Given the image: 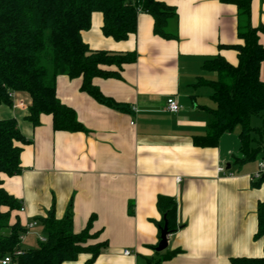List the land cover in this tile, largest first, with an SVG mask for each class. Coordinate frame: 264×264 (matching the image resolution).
<instances>
[{"label": "crops", "instance_id": "obj_1", "mask_svg": "<svg viewBox=\"0 0 264 264\" xmlns=\"http://www.w3.org/2000/svg\"><path fill=\"white\" fill-rule=\"evenodd\" d=\"M167 2L177 13L176 39L157 36L146 13L138 15L137 32L126 41L103 35L99 13L82 33L91 49L137 53V61L122 70L103 67L121 79L93 80L125 110L98 103L81 91L82 78L65 75L56 80L57 98L75 111L85 132L55 131L51 115H41L34 127L27 120V94L14 93L12 107L0 105V120L14 119L29 141L22 146L20 173L0 175L2 187L19 202L12 223H39L25 237L24 250L44 236L41 220L53 211L57 219L69 212L75 233L94 218L91 233H99L98 242L107 247L93 264H149L165 251L178 254L160 264H232V259L264 256V237H255L264 182L252 179L257 164L235 161L240 127L224 134L217 147L194 145V137L206 135L209 109L215 108L211 88L196 85L200 78H216L202 65L218 55L238 63L237 52L227 48L242 43L238 9L221 0ZM251 24L264 26V0H251ZM259 42L264 47V34ZM260 77L264 81V62ZM169 98L180 105L178 113L168 111ZM160 197L176 201L178 230L168 249L157 253L158 224L164 220ZM88 259L83 254L63 264Z\"/></svg>", "mask_w": 264, "mask_h": 264}, {"label": "trees", "instance_id": "obj_2", "mask_svg": "<svg viewBox=\"0 0 264 264\" xmlns=\"http://www.w3.org/2000/svg\"><path fill=\"white\" fill-rule=\"evenodd\" d=\"M168 0H0V105L13 106L14 93L27 94L31 104L27 120L40 125L41 115L53 117L55 131L85 132L73 109L63 105L56 95V80L65 75L70 79L82 78L81 91L98 103L123 111L125 108L106 97L93 84L95 78L121 79L119 72L103 67L124 65L137 61L136 52L115 53L91 49L82 33L92 27V16L103 17L102 33L121 42L135 35L138 15L149 14L154 19V33L164 39H176L177 13ZM238 9V38L241 44L227 47L237 52L238 63L232 65L222 56L207 59L202 69L216 75L214 80L200 78L196 85L212 90L214 109H209L207 133L194 137L200 148L217 147L221 137L240 127L239 165L264 162V81L260 68L264 62V47L260 34L264 26L251 24V0H221ZM226 48V47H225ZM261 121L259 127L252 120ZM14 119L0 120V175L14 176L21 171L22 146L28 144ZM264 182V174L257 185ZM158 208L168 220L169 231L178 230L175 223L177 204L170 198L160 197ZM19 202L10 195L0 179V257L21 248L20 237L25 228L17 219L12 223ZM256 238L264 237V203L258 205ZM92 217L87 228L75 233L73 219L68 212L57 219L54 212L41 220L45 242L25 250L20 264H63L77 261L86 254L85 264H93L106 249V242H98L99 233H91ZM164 220L158 224L161 229ZM178 252L163 253V258L150 261L160 264ZM232 264H264L260 258H236Z\"/></svg>", "mask_w": 264, "mask_h": 264}, {"label": "built area", "instance_id": "obj_3", "mask_svg": "<svg viewBox=\"0 0 264 264\" xmlns=\"http://www.w3.org/2000/svg\"><path fill=\"white\" fill-rule=\"evenodd\" d=\"M167 108L168 111L171 113H178L181 109L180 105L174 98H169L167 100ZM220 172H224L225 170L223 168L219 169ZM264 174V162H260L258 166L257 172L254 174L252 179L254 181H258ZM21 211H24V209H21ZM38 221H32L26 224L25 228V233L20 237L21 241V248L15 249L10 254H7L6 256L0 257V264H20L19 258L24 254V249L22 248V243L25 240V237L33 230L35 227L38 226ZM46 239L44 236L39 237V242H45ZM125 256H129L130 252L125 251L124 252Z\"/></svg>", "mask_w": 264, "mask_h": 264}, {"label": "water", "instance_id": "obj_4", "mask_svg": "<svg viewBox=\"0 0 264 264\" xmlns=\"http://www.w3.org/2000/svg\"><path fill=\"white\" fill-rule=\"evenodd\" d=\"M163 218H164V226L161 229L160 242L157 248L155 249L157 253H162L168 249L169 237L172 235V233L169 231V227H168L169 223L166 214L163 215Z\"/></svg>", "mask_w": 264, "mask_h": 264}, {"label": "rangeland", "instance_id": "obj_5", "mask_svg": "<svg viewBox=\"0 0 264 264\" xmlns=\"http://www.w3.org/2000/svg\"><path fill=\"white\" fill-rule=\"evenodd\" d=\"M3 108H4V106H2ZM261 125V121L259 120V119H257V118H254L253 120H252V126L253 127H259ZM259 163H260V161H257V162H254V164L256 165L257 164V166H259ZM31 238H33L34 236H30ZM36 238V237H35ZM25 246H27V245H25ZM38 246V241H37V244L35 245V247L34 248H36ZM28 249H31V248H29V247H27Z\"/></svg>", "mask_w": 264, "mask_h": 264}]
</instances>
